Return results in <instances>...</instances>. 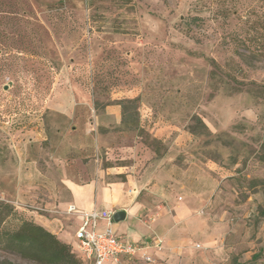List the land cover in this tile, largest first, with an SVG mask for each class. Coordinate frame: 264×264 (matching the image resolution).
Wrapping results in <instances>:
<instances>
[{"label":"rangeland","instance_id":"obj_1","mask_svg":"<svg viewBox=\"0 0 264 264\" xmlns=\"http://www.w3.org/2000/svg\"><path fill=\"white\" fill-rule=\"evenodd\" d=\"M263 137L264 0H0V200L23 218L69 222L66 153L192 264H264Z\"/></svg>","mask_w":264,"mask_h":264},{"label":"crops","instance_id":"obj_2","mask_svg":"<svg viewBox=\"0 0 264 264\" xmlns=\"http://www.w3.org/2000/svg\"><path fill=\"white\" fill-rule=\"evenodd\" d=\"M52 105L59 112L61 111L65 114L66 117H71V104L69 102L52 103ZM119 109V104L106 103L103 111L106 118L117 120L120 115ZM66 134L68 139L70 135L72 137L74 135L70 131ZM67 144L70 145L71 143ZM58 159L62 163L60 185H63L67 190V197L62 200L61 209L67 213L64 218H69V222H66L67 225L64 227V224L58 223V218H55V221H40L52 233H55L62 240H71L76 246L75 231L82 223L80 212L91 211L92 209L112 208L114 211L123 209L125 210V218L119 221L120 223L115 222L114 224L118 237L128 236L134 241H138L141 238L153 241V239L161 238L160 236L163 235L166 237L165 241H162L160 248L153 246L143 249L133 258L123 257L120 264H192L194 262L188 254V246H183L188 244L186 240L180 242L181 240L173 237L171 232L165 233V228L162 224L156 226L152 232H148L138 221L132 220V213L137 210L138 206L130 204L129 207H126L123 205L124 195L122 187L119 186L116 180L107 178L111 171L97 172V168L95 169L93 164H83L81 158H69V154L66 153H62L58 156ZM70 205L75 206L76 211L74 213L67 212V208ZM126 228H129L131 232L126 233ZM143 252L153 259V263L142 258Z\"/></svg>","mask_w":264,"mask_h":264},{"label":"trees","instance_id":"obj_3","mask_svg":"<svg viewBox=\"0 0 264 264\" xmlns=\"http://www.w3.org/2000/svg\"><path fill=\"white\" fill-rule=\"evenodd\" d=\"M222 10L225 16L230 11L227 5ZM261 151L264 161V139ZM0 250L39 264H85L67 242L42 225L23 218L13 205L3 199L0 200ZM0 264L15 263L4 258L0 259Z\"/></svg>","mask_w":264,"mask_h":264},{"label":"built area","instance_id":"obj_4","mask_svg":"<svg viewBox=\"0 0 264 264\" xmlns=\"http://www.w3.org/2000/svg\"><path fill=\"white\" fill-rule=\"evenodd\" d=\"M76 208L70 205L67 208L68 213H74ZM113 209H92L91 211H82L79 214L82 223L75 231L76 248L85 262L88 264H120L123 257L133 258L139 251L149 247L160 248L162 239L156 238L150 241L141 238L134 241L128 236L118 237L115 229V219ZM102 225V226H101ZM200 244H196L199 247ZM145 261L153 263V259L145 252L142 253Z\"/></svg>","mask_w":264,"mask_h":264},{"label":"water","instance_id":"obj_5","mask_svg":"<svg viewBox=\"0 0 264 264\" xmlns=\"http://www.w3.org/2000/svg\"><path fill=\"white\" fill-rule=\"evenodd\" d=\"M113 217L116 222L122 221V219L125 218V210L122 209V210L114 211Z\"/></svg>","mask_w":264,"mask_h":264}]
</instances>
